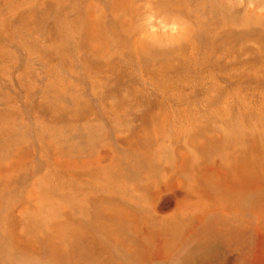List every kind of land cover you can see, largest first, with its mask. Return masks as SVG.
Here are the masks:
<instances>
[{"label":"rangeland","instance_id":"1","mask_svg":"<svg viewBox=\"0 0 264 264\" xmlns=\"http://www.w3.org/2000/svg\"><path fill=\"white\" fill-rule=\"evenodd\" d=\"M109 259L264 264V0H0V264Z\"/></svg>","mask_w":264,"mask_h":264},{"label":"bare ground","instance_id":"2","mask_svg":"<svg viewBox=\"0 0 264 264\" xmlns=\"http://www.w3.org/2000/svg\"><path fill=\"white\" fill-rule=\"evenodd\" d=\"M75 224L72 226V228H69L70 232L69 235H67L66 233V237H63L62 234H60L58 237L59 240L62 241V243H60L58 241V237L56 238V241L55 239H52V238H44L42 237V232L41 230L39 229V226L36 224V221L35 220H30V221H25V225L24 226H20L22 227V229L26 230L27 233L25 234V238H19L18 241H17V245L16 247L20 248L19 245H21V242H24L26 245H28V248H24V252H33V253H36L35 250H31L32 247H29L30 245H36L37 244V240L38 239H48V240H53L51 241V244H53V242H57L59 243L60 245L62 244V247L61 249H64V246L67 244V242L69 240H74L75 242L76 241H79L80 244H86V245H90V246H93V244H95V241L92 240V241H89V239H91V237H89L88 234L86 233H77L76 231H73V228H74ZM102 227V226H100ZM21 229V228H20ZM40 237V238H38ZM89 241V242H88ZM55 245V244H53ZM64 245V246H63ZM85 245V246H86ZM57 246V245H56ZM78 244H76L74 247L71 248V252L69 253H66V251L63 250V252L70 258L72 259H75V260H78V256H79V250H78ZM34 247V246H33ZM57 248H59L57 246ZM99 248V247H98ZM23 249V248H22ZM60 249V250H61ZM59 250V249H58ZM103 251V248L101 247L98 252H102ZM75 255V256H74ZM108 263L110 264H114L113 261L110 259L108 260ZM78 264H85L84 262L82 263H78Z\"/></svg>","mask_w":264,"mask_h":264}]
</instances>
